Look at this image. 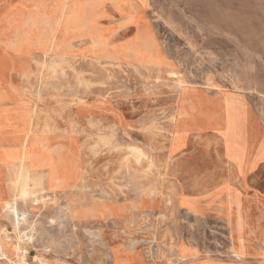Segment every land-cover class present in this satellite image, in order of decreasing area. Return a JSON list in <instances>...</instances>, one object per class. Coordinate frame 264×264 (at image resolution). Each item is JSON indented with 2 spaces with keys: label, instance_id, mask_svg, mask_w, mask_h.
<instances>
[{
  "label": "rangeland",
  "instance_id": "rangeland-1",
  "mask_svg": "<svg viewBox=\"0 0 264 264\" xmlns=\"http://www.w3.org/2000/svg\"><path fill=\"white\" fill-rule=\"evenodd\" d=\"M88 1L98 6L100 22L89 31H97L99 46L73 37L79 14L68 2L42 6L45 21L35 23L27 21V0H0V29L27 25L21 50L11 53L19 61L47 35L57 45L72 36L74 51L58 69L62 82L44 91L43 152L56 161L58 183L31 184L17 200L19 218L0 205V264H264V217L258 205L248 208L264 200L258 145L239 169L221 134L203 128L223 117V93L234 92L258 140L264 136V0H149L138 12L131 0L118 8ZM40 76L15 80L28 102ZM0 190L8 201V184ZM202 205L208 215L190 212ZM230 205L251 215L232 231L251 232L258 254H232ZM181 245L189 248L183 259Z\"/></svg>",
  "mask_w": 264,
  "mask_h": 264
},
{
  "label": "bare ground",
  "instance_id": "bare-ground-1",
  "mask_svg": "<svg viewBox=\"0 0 264 264\" xmlns=\"http://www.w3.org/2000/svg\"><path fill=\"white\" fill-rule=\"evenodd\" d=\"M27 1L29 4L28 7L32 6V8H28L29 12H27V16H28L27 21L33 20V22L35 23L41 20L45 21V17L43 16L44 12H41L42 6L52 4L53 6L58 7L68 2V5H72L74 7V10L75 11L77 10L79 14V19L78 18L76 19V34L73 37L79 39L80 41H83L85 38L92 39L94 45L99 46V43L101 44V42H99V40L95 38V35H97V31L95 30L89 31L90 29L89 27H91V25L100 22L99 20L100 15L98 11H96L98 9V6L95 7L94 5L90 4L88 0H27ZM111 1L113 5H115L117 8L119 7V4H121L120 0H111ZM148 2L149 0H131V6L137 11L138 3H142L145 5L148 4ZM124 8L125 7L123 6V8L120 9L121 12L125 13L128 17H131L133 14L132 11L130 9L124 10ZM6 15H8V13H6L3 17H5ZM141 24L146 25L147 22L141 21ZM143 25L141 26V29L138 28L139 29L138 34L140 35L146 32V29ZM27 32H28L27 25L25 24L19 26L18 28L11 27L9 29L2 27V29H0V186L2 187L4 182L8 184L7 195L9 196L8 201L6 202L4 200L3 202H1L0 200V205L4 209V212L6 213L12 212L17 218L20 217V214L17 209V200L20 197V195L27 196L29 193L33 191L31 184H34L35 187L38 188L40 187L41 189H43L44 185H47L49 188H52L58 183L59 170L56 161L52 157H47L43 152L44 149L46 148L44 142V131L45 129L48 128L47 121H45L44 124H42L43 123L42 121H44L43 114L45 112V108L43 105L44 91L46 87L49 86L50 82L58 83L59 81H61L59 71L63 70L66 65H69L71 63V57L74 53L73 46L70 42V38L72 36L66 37L67 43H63L62 45H57L54 43L55 41L53 37L47 35V37L41 42V44L38 47L28 48V51L26 52L28 53V58H26L25 61H21V60L19 61V57L18 56L14 57L13 54L11 53H13V51L21 50L20 47L23 46L22 43L23 41H26V38L28 36ZM112 58L114 57L111 56V59ZM59 68L60 70H58ZM36 74L41 76L39 78L34 93V99L33 101L28 102L24 97V93L19 91V89L16 87L15 80L19 78L21 81L22 80L28 81L31 80ZM179 83L180 85H182L184 81L180 80ZM126 87L128 86L126 85ZM235 87L237 88L238 86L236 85ZM74 95L78 97V94H74ZM241 96L242 95L234 92L223 93V99H222L223 109H224L223 117L221 119L217 118L216 121H211V122L209 121L206 123V126L203 127V128H207V127L214 128L221 134L223 142L226 147V155L228 156L229 159L233 160L236 168L239 169L243 166V163H245L246 155L249 153V150L251 149L250 148L251 144L253 145L254 143H256L258 145V150L256 155L264 160V136L258 140L259 132L256 129L257 126L254 124V122L252 123L249 117L247 116V110L245 109V107L242 104V101L240 100ZM182 136H183L182 131L178 130L173 137V141L171 144L172 151L175 150L173 148L174 145L180 144L179 138ZM135 139L137 140L138 138ZM120 141L121 140H119V142ZM128 186L130 187V185ZM2 191L3 190H0L1 194ZM228 202H230V204L233 203L232 195L228 197ZM255 204L258 205V208L260 209V212L264 217V200L258 198L254 202V204L249 205L248 208H253ZM230 206L232 209L228 210L227 212H228V222L231 225V232H232V241H233L232 254L238 258H241V256L244 255L258 254L260 252V249L258 246H255L253 244V241L251 240V236H252L251 232L243 236L242 232L245 229H236V230L234 229V231H232L233 223H235V221L237 220L240 222L245 221V224H247V221L251 219V215L236 213L238 209L236 210L235 208H233V205ZM95 230H97V228ZM92 235L93 234H91V236ZM101 238L103 237L101 236ZM261 240L264 245V234H262ZM105 242L104 244H106ZM145 249L144 251H146ZM188 250H189L188 247H186L185 245H181L179 248L180 251L179 257L183 259L186 256L185 254ZM192 255L193 256L198 255V252L195 248H193L192 250Z\"/></svg>",
  "mask_w": 264,
  "mask_h": 264
},
{
  "label": "crops",
  "instance_id": "crops-1",
  "mask_svg": "<svg viewBox=\"0 0 264 264\" xmlns=\"http://www.w3.org/2000/svg\"><path fill=\"white\" fill-rule=\"evenodd\" d=\"M259 8H261V7H258L257 9H259ZM253 167H251V168H246L245 169V172L243 173V174H247L251 169H252ZM203 206V208H202V212H200V211H197V210H195V209H193V208H190V212L192 213V214H194L195 216H197V217H199V216H202V215H208L209 213V207L207 208L205 205H202Z\"/></svg>",
  "mask_w": 264,
  "mask_h": 264
}]
</instances>
